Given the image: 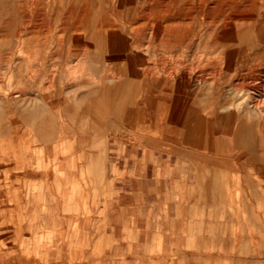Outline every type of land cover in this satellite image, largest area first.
<instances>
[{
  "label": "rangeland",
  "instance_id": "1",
  "mask_svg": "<svg viewBox=\"0 0 264 264\" xmlns=\"http://www.w3.org/2000/svg\"><path fill=\"white\" fill-rule=\"evenodd\" d=\"M168 2L0 0V264H264V193L155 117Z\"/></svg>",
  "mask_w": 264,
  "mask_h": 264
},
{
  "label": "bare ground",
  "instance_id": "2",
  "mask_svg": "<svg viewBox=\"0 0 264 264\" xmlns=\"http://www.w3.org/2000/svg\"><path fill=\"white\" fill-rule=\"evenodd\" d=\"M166 9L151 20L155 42L170 53L169 66L150 69V81L164 83L162 93L154 90L155 117L166 101L170 138L183 140L186 158L201 162L206 180L227 167L222 158H232L238 181L213 189L264 193V149L252 134L264 128V0H169Z\"/></svg>",
  "mask_w": 264,
  "mask_h": 264
},
{
  "label": "crops",
  "instance_id": "3",
  "mask_svg": "<svg viewBox=\"0 0 264 264\" xmlns=\"http://www.w3.org/2000/svg\"><path fill=\"white\" fill-rule=\"evenodd\" d=\"M127 158V157H126ZM123 159H125V157H123ZM129 158H127L126 160H128Z\"/></svg>",
  "mask_w": 264,
  "mask_h": 264
}]
</instances>
